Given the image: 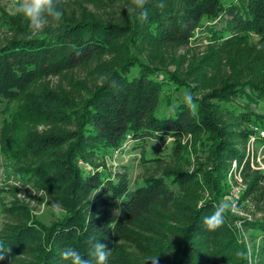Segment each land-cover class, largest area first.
<instances>
[{
  "label": "trees",
  "instance_id": "trees-1",
  "mask_svg": "<svg viewBox=\"0 0 264 264\" xmlns=\"http://www.w3.org/2000/svg\"><path fill=\"white\" fill-rule=\"evenodd\" d=\"M159 3L149 0L146 22L128 9L123 10L124 17L64 14L55 30L32 40L25 38L21 16L0 10V24L19 36L0 45V107L9 113L17 102L0 124V156L16 164L21 180L51 191L64 211L63 217L45 225L17 199L0 203L6 220L0 238L11 244V254L0 264H68L60 255L65 247L75 248L94 264L88 244L93 234L112 249L110 264H131L128 249L140 257L164 254L165 226L175 210L185 217L177 230L183 243L179 264H199L190 257L204 259L208 245L214 254L237 249V221L251 229V237L264 251V219L229 215L221 228L209 232L203 220L217 201L180 202L172 190L201 187L214 196L221 191L226 169L234 164L246 183L241 200H250L260 210L264 207V169H253L255 155L247 148L252 137L255 144H264L260 135L264 120L249 109L264 102V80L254 82L252 77L242 84L224 80L209 93L193 95L198 106L195 117L182 101L169 114H158L167 85L190 89L170 72L143 63L129 47L125 61L81 102L45 85L97 57L123 50L118 42L127 37L135 35L140 41L142 33L157 46L174 47L192 43L199 32L211 42V55L214 50L246 47L251 55L248 65H264V0H163V8ZM236 99L245 101L242 108L234 106ZM163 136L174 140L169 160L149 159L148 141ZM187 138L209 144L206 162L191 172L171 164L184 158L180 140ZM126 143L139 148L143 166H154L136 186L131 187L125 170L108 172L94 164L87 170L79 165L87 155L114 151Z\"/></svg>",
  "mask_w": 264,
  "mask_h": 264
},
{
  "label": "rangeland",
  "instance_id": "rangeland-1",
  "mask_svg": "<svg viewBox=\"0 0 264 264\" xmlns=\"http://www.w3.org/2000/svg\"><path fill=\"white\" fill-rule=\"evenodd\" d=\"M128 0H62L63 12L66 15L90 13L95 16L106 18L108 14L111 16L124 17L123 10L127 11L126 5ZM10 0H0V10L4 11L9 16H16L9 7ZM58 24L51 23L46 25L41 32L55 30ZM25 28L28 32V25ZM27 34V33H26ZM133 35V34H132ZM19 37L6 26L0 24V45L7 43L9 40ZM143 37L136 42L135 35L127 37L125 40L118 42L123 50H113L104 57H97L92 64L83 66L74 72H69L61 78L50 79L45 83L55 92L62 93L76 102H81L87 98V93H91L94 87L100 84L103 77L108 75L112 69L125 61L128 57V48L134 47L135 54L138 55L143 63H151L158 69L170 72L175 75L184 85L188 86L193 95L200 97L205 93H209L214 87L222 85V81L244 83V80L255 79L254 82H262L264 80V65L254 67L248 65L250 54L247 53L246 47H234L227 51H213L211 55V47L208 37L204 34L200 35L195 32L194 40L185 46L160 47L149 42L148 37L142 33L138 38ZM133 38V43L130 39ZM147 40H146V39ZM145 39L144 41H142ZM131 41V42H132ZM141 45H137L138 43ZM215 48V47H214ZM217 50V48H215ZM124 51V52H123ZM126 51V54H125ZM123 53V54H119ZM213 60L209 63L208 60ZM207 60V61H206ZM150 65V64H149ZM154 66V67H155ZM207 67V71L201 69ZM135 72V70H132ZM206 72V73H205ZM260 76V78H258ZM178 86V85H177ZM175 89V86L167 85L164 92L160 96V105L158 114H169L172 107L182 101L183 93L187 91L184 88ZM170 97L169 100L167 98ZM17 103V102H16ZM16 103L11 104L9 113L16 108ZM244 100L236 99L233 104L237 108H242ZM169 104V105H168ZM229 109V105H223ZM4 105L0 107V124L3 119L9 118V113L3 112ZM250 113L258 115L264 120V102L251 104L249 106ZM225 119L230 120L226 115ZM50 128H43L48 130ZM180 143L184 145V158L179 161L172 162L175 168L195 171L201 164H204L208 156L207 143H195L191 138L181 139ZM126 143V147L117 155L114 151L108 150L106 153L95 152L87 155L86 160L79 162V165L85 169H91L92 165H98L108 172H127L131 187L139 184L143 176L153 172L152 165L143 166L140 163V150L133 147L130 143ZM174 140L170 137L163 136L156 140L148 141L145 151L149 159H163L164 162L169 160L171 148ZM252 155H255L253 169L264 168V144H254ZM257 165V166H256ZM17 166L15 163L6 160L0 156V203L8 202L13 199L21 201L27 205L36 219L49 225L52 222L63 217L64 211L59 206L54 194L45 189L38 190L31 183L24 182L16 173ZM246 183L242 181L241 176L235 171V166L231 165L225 172V176L221 181V191L214 196L208 190L201 187H189L186 190H181L172 187L176 193V197L180 202L195 199L200 205L207 201H233L234 208L229 214L238 219L262 220L264 219V207L260 209L254 208L250 200H241L242 190L245 189ZM238 196L235 198L234 194ZM184 215L181 211L173 212V220L165 226V235L167 250L164 254H153L150 256H138L132 249H128V254L131 259V264H151L150 259L158 257L157 264H179V253L183 249V243L177 230L184 223ZM0 214V230L3 223ZM243 222L237 221L235 224L238 234L239 246L237 249H230L225 252L214 254L210 247L203 250L204 259L190 257V261L199 262V264H264V251H262L259 242L251 237V229L246 228ZM203 243V242H202ZM209 244V243H208Z\"/></svg>",
  "mask_w": 264,
  "mask_h": 264
},
{
  "label": "clouds",
  "instance_id": "clouds-1",
  "mask_svg": "<svg viewBox=\"0 0 264 264\" xmlns=\"http://www.w3.org/2000/svg\"><path fill=\"white\" fill-rule=\"evenodd\" d=\"M149 0H129L126 8L133 12L141 22L148 20L146 6ZM165 7L163 0L158 5ZM9 7L13 14L21 16L28 25L26 39L32 40L39 36L46 25L51 23L59 24L64 16L62 0H10ZM182 103L189 109V114L197 116V104L195 97L189 91H185L181 98ZM234 208L233 201L221 200L214 205V211L207 215L203 224L207 231L215 232L221 228L226 218ZM90 245V256L94 258V264H110L112 249L101 242L95 234L88 239ZM11 254V244L6 238H0V261H4ZM61 258L68 264H93L92 259H87L79 251L72 247H65L61 253ZM158 257L149 260L151 264H157Z\"/></svg>",
  "mask_w": 264,
  "mask_h": 264
},
{
  "label": "built area",
  "instance_id": "built-area-1",
  "mask_svg": "<svg viewBox=\"0 0 264 264\" xmlns=\"http://www.w3.org/2000/svg\"><path fill=\"white\" fill-rule=\"evenodd\" d=\"M260 135L261 136H264V132H260ZM254 137H252L250 140H249V142H248V145H247V148H248V150L250 151V152H252V149L250 148V147H253L254 146ZM126 147V145L124 144L123 146H122V148H119V149H116V150H114V153L117 155L118 153H121V151H122V149H124ZM234 165V164H233ZM235 166V165H234ZM257 166V165H256ZM262 169H264V168H261V169H257V170H262ZM235 171L237 172V170H236V167H235ZM238 173V172H237ZM239 175V174H238ZM238 195L235 193L234 194V197L236 198Z\"/></svg>",
  "mask_w": 264,
  "mask_h": 264
}]
</instances>
